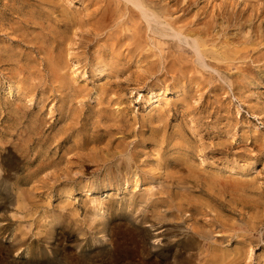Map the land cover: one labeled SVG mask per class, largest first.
Here are the masks:
<instances>
[{
    "label": "rangeland",
    "instance_id": "1",
    "mask_svg": "<svg viewBox=\"0 0 264 264\" xmlns=\"http://www.w3.org/2000/svg\"><path fill=\"white\" fill-rule=\"evenodd\" d=\"M80 1L0 0V149L14 161V173L0 180V202L5 205L0 208V264L16 259L20 264H214L209 257L214 249L226 256L222 264H264V50L246 47L251 56L248 73L260 77L259 85L234 81L230 88L204 72L197 75L198 82L185 79L181 86L167 80L171 75H163L164 69L150 74L143 64L128 60L134 55L124 44L119 69L105 72L93 63L94 40L107 30L116 31L121 21L131 24L130 17L116 19L117 10L105 12L103 32L96 35L77 27L73 35L67 27L70 18L103 16L93 5L96 0ZM152 2L172 14L171 20L189 27L208 25L214 34L237 39L244 26V37L253 41L264 31V18L258 17L264 0ZM67 31L75 50L68 57V74L72 71L76 82L59 92L46 53L51 47L57 52L53 42L65 41ZM160 48L164 64L176 57L189 60L186 47L173 52L165 43ZM15 51L22 64L35 68L20 77L32 88L31 101L24 98L27 89L20 95L19 85L9 79L16 74L14 62L4 61V55ZM238 72L233 68L227 74L233 78ZM79 88L81 96L74 98L73 90L78 93ZM155 94L161 95V113L145 109ZM16 101L22 104L19 111ZM64 104L67 111L60 109ZM72 113L73 128L66 132L63 127ZM88 138L99 141L77 149ZM176 138L181 143L172 145ZM124 147L128 163L120 157ZM121 163L141 182L132 187L114 168L117 181L101 187L105 168ZM44 164L51 168H42ZM188 166L196 177H188ZM209 178L210 199L200 189ZM81 182H91L92 190L84 191ZM199 199L211 200L203 214L217 227L202 226ZM107 203L112 204L108 211ZM169 204L175 209L162 220L163 226L147 228L160 238L148 232L145 252L129 240L126 253L82 254L89 245L107 246L106 219L108 228L131 213L150 215L154 206ZM179 204L197 209L183 214L176 209ZM189 215L195 230L213 233L211 239L198 238L185 227ZM191 237L198 241L186 250L183 243Z\"/></svg>",
    "mask_w": 264,
    "mask_h": 264
},
{
    "label": "bare ground",
    "instance_id": "2",
    "mask_svg": "<svg viewBox=\"0 0 264 264\" xmlns=\"http://www.w3.org/2000/svg\"><path fill=\"white\" fill-rule=\"evenodd\" d=\"M259 1V0H258ZM85 0H81L80 3L83 4ZM246 2L243 1V4ZM93 5L97 12L101 13L98 18L97 16L92 17L87 16V20H83L81 18L74 19L70 18L68 22V31H71L73 35L76 34V28H81L84 30H92L96 35L103 32L106 27L104 26L105 12H109L111 14L118 12L116 19L122 18L128 14L130 17L131 24H127V21H121L120 25H118V29L116 31L107 30L102 34L101 37L97 38L98 40H94L93 49L97 48V51L94 52L96 55L94 59V64L98 65L103 71H117L120 67L118 63L121 62L118 58L124 55V52L121 50L122 44L124 47H128L133 53L134 56H128V60H135L136 63L140 65L143 64V70L146 72L155 73L159 70L164 69L170 74V79L173 83H179L181 86L184 84V80H196L198 82L197 75H203L204 72L210 73V78L217 79L220 82H223L228 87H233L234 81L237 83H248V84H256L259 85L258 80L259 76L253 75L251 76L248 73L246 65H249L251 60V56L246 55V47L251 45L253 46V50H264V31H261L260 35H257L254 40L248 41L246 37L245 27L242 26L240 33L242 35L239 38L234 39L229 37L227 34L221 35L219 33H211L209 32L206 25L203 27H194L187 26L185 23L179 24L178 21L171 20L170 17L172 14L167 13L164 8L156 5L152 2V0H96ZM88 9V8H87ZM113 10V11H112ZM112 11V12H111ZM117 14V13H116ZM264 11H259V18H264ZM249 17V16H246ZM242 17V23L245 22V18ZM182 21V20H180ZM191 23V22H189ZM264 24V23H263ZM42 28V27H41ZM264 30V27H263ZM68 31L63 41L60 44H56L57 52H54L53 47L48 48V52L46 53V62H48V66L52 73V78L54 83H57L58 91L61 92L65 89L68 90L69 87L66 88L70 82H76L75 77L72 75L73 72L68 74V70H70V66L67 61L68 57H70L75 50H73V40L70 39ZM171 40V42H167ZM122 42V43H121ZM167 43V47L170 51L173 49L177 50L179 47H186L190 53L189 60L186 62L182 60L180 57H176L171 59L167 64H164L165 58L161 56V48L162 44ZM147 47V49H146ZM148 49H152L153 52H148ZM122 52V53H121ZM176 52V51H173ZM122 54V55H121ZM6 59L4 61H8L9 63L14 62V72L16 74L11 75L9 77L10 81L13 82L17 86V92L21 95L22 88L27 89V93L24 95L25 99L28 101L32 100L33 91L30 85L27 84V81H21V73L25 70L28 72H32L34 70V66L30 64H22L20 58H18V53H8L4 55ZM264 57V54L262 55ZM2 61V59H0ZM238 70L237 76L233 77L228 75L227 72L230 69ZM5 70V69H3ZM190 74V75H188ZM166 79H162L161 82L166 81ZM196 82V83H197ZM29 90V91H28ZM80 90L78 89V93L74 90V98H78L81 96ZM11 93V89L8 91ZM161 95L155 94L153 97H150L146 102V111L161 113L163 111V107L159 104L161 102ZM16 110L19 111L22 107L21 103L16 101L15 103ZM158 106V107H155ZM61 111H67L68 106L64 104L60 107ZM76 114L72 113V116L69 117V121L65 123L63 130L69 131L73 128V120L75 119ZM161 116H159L160 118ZM88 138L86 140L85 145H77V149L81 150L84 147H88L89 145L95 146V142L99 140H91ZM37 141V140H36ZM181 143V138H176L172 145H178ZM4 147L2 146V150ZM0 149V180L7 181L9 176L13 174L14 170V161H12V155L8 152L2 151ZM120 157L122 160H127L126 163L130 161V154L127 152L126 147L123 148L120 152ZM159 157V156H158ZM160 160V157H159ZM104 161V160H103ZM106 162V161H105ZM185 163V160L180 159V164ZM85 167V166H84ZM44 169H50V164H44L42 166ZM89 167H85L87 170ZM120 172L122 179L124 182L130 184L132 187L137 186L141 181L137 177L135 172H130L129 170H125L123 164L121 163L119 166L110 165L104 170V174L102 176L100 186L106 187L111 186L112 183L116 182L118 179L117 174H115V170ZM189 174L188 177H196V171L191 166H188ZM48 169V170H49ZM229 169V167H226ZM37 171H34V175H36ZM169 176V175H168ZM82 183V182H81ZM161 187H164V183H159ZM82 188L84 191L92 190L91 182H83ZM196 186L200 188V183L197 182ZM81 187V186H80ZM184 189V187H181ZM205 192V197L210 199V178L206 180L205 186L201 187ZM187 191V189H185ZM69 193V192H67ZM133 194V192H129ZM209 199H199L197 201V205H201L200 209L192 207L190 204L187 205V209L179 204L177 211L182 212L183 214H187L189 210H196L197 214L202 218V226L203 227H217L215 226L213 220L206 215L203 214V209L211 208V200ZM228 201H230L228 199ZM210 202V204H209ZM231 202V201H230ZM234 204L233 202H231ZM4 203L0 202V208L4 207ZM112 209V204L107 203L106 210ZM175 209L171 204L166 206H154L151 210V214L148 215L143 213L141 215L135 216L134 213L130 214L129 218H125L124 221H118L113 225H109L107 228L108 220L106 219L104 223L105 235L107 236V246L102 249H95L93 245H89V250L82 254H91V256L96 254V250L101 251H110V253L114 254L115 252L121 253V250L124 249L126 244L125 242L131 240L136 242L137 246L141 251H146L147 243L146 238L149 236L147 234L149 230L147 228H153L154 230H158L163 226V219L167 214L172 215V211ZM97 209L93 210V215L97 214ZM111 216V213H110ZM109 216V218H110ZM249 216V215H248ZM192 215H189V222L186 224V228L191 230L193 234H197L198 238L202 239H211L213 233H209L207 235H203L197 232L196 225L192 222ZM221 227V226H220ZM231 227H242V226H231ZM107 228V229H106ZM150 233V237L157 240L160 238V235L154 236ZM261 233V232H260ZM197 239L195 237H191L188 241L183 243V247L188 250L194 243H197ZM154 247V246H152ZM211 252V251H210ZM221 252V251H220ZM214 249L212 251V256L209 257L211 259L210 263L214 264H222L225 261L226 256L222 255ZM14 264H20V260L16 259L13 261ZM144 262H142L143 264Z\"/></svg>",
    "mask_w": 264,
    "mask_h": 264
}]
</instances>
